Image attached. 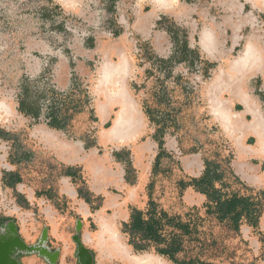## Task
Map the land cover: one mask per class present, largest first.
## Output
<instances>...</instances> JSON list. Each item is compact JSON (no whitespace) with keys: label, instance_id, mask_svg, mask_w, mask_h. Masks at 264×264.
<instances>
[{"label":"rangeland","instance_id":"1","mask_svg":"<svg viewBox=\"0 0 264 264\" xmlns=\"http://www.w3.org/2000/svg\"><path fill=\"white\" fill-rule=\"evenodd\" d=\"M179 1L211 6L212 14H218L222 8L218 0ZM93 6L96 14L85 24L63 14L51 0H0V128L13 137L10 141L0 139V221L14 222L29 245L37 241L43 228L51 231L55 222V236L61 239L50 236L47 244L53 249L70 248L67 264L77 262L72 255L75 245L71 240L77 221L81 223V240L93 252L96 264H131L89 242V237L99 230L97 215L102 210L105 217H113L109 221L129 256L149 254L168 264H261L259 238L264 234V211L257 230L243 224L237 231L229 222L217 221L206 211L204 193L186 186L190 179L200 177L204 159H216L222 166H228L238 179L236 182L233 176L226 175L223 193L235 192L242 197L256 195L264 205V197L259 194L264 191L260 181L264 176V159L253 155L247 159L239 157L233 139L214 115L218 100L215 97L214 101L208 92L218 71L233 63L243 53V48L231 51L225 61L216 62L205 78L203 68L197 63L192 66L186 63L171 67L159 65L155 57L168 58L172 43L170 51L161 55L148 40L137 41L133 27L139 13L151 8L146 0H93ZM44 8L47 16L41 12ZM258 20L256 34L262 40L260 70L240 72L239 77H234V86L225 89L221 100L229 103L233 114H243L242 103L246 96L253 100L255 108L263 110L264 101L260 102L254 95L257 89L264 92V31L262 19L258 17ZM173 22L186 31L190 47L195 48L196 27L192 30L186 24ZM190 22L197 24L194 20ZM118 30L122 33L115 37L113 34ZM120 56L127 59L120 81L138 109V131L129 144L104 143L101 142V129L105 127L99 122L96 111L92 115L88 112L76 115L69 132L55 131L53 134L76 144L80 155L87 157L88 164L74 168L77 171L75 180L64 177L66 168L49 152L52 130L44 124L31 126L33 121L17 112L19 84L26 76L35 81V89L49 85L58 91H68L76 80L87 89L95 105L98 97L92 88L102 65L118 64ZM169 71L171 75L167 76ZM156 90H162L164 96L160 95L155 103L153 93ZM165 103L169 109L163 113ZM144 104L157 109L158 118L168 120L162 137L166 156L161 158L156 176H152L151 168L157 153V143L153 139L157 128L149 123ZM244 115L250 121V115ZM254 139L253 135H247L243 140L250 153L254 152L250 148ZM85 144L93 146L85 149ZM17 160L20 162L16 163ZM148 168L149 171L140 176L141 171ZM127 171L129 182H133L127 183L131 188L122 183ZM4 172L18 174L21 182L14 188L4 187L1 180ZM64 178L70 180L74 190L82 189L90 194L91 206L79 196L69 198L61 194L59 184ZM151 181H154L152 200L159 211L175 220L165 225L164 242L150 246L146 252H135L128 245L121 225L127 222L132 208L146 211ZM138 189L135 198L134 191ZM97 206V210L91 211L90 207ZM181 226H188L187 230L184 232ZM169 243H174L172 260L156 251L166 249ZM99 254L105 258H100ZM22 257L19 256V261ZM24 261L32 263L31 259Z\"/></svg>","mask_w":264,"mask_h":264},{"label":"trees","instance_id":"2","mask_svg":"<svg viewBox=\"0 0 264 264\" xmlns=\"http://www.w3.org/2000/svg\"><path fill=\"white\" fill-rule=\"evenodd\" d=\"M41 12H43L44 16L48 15L46 8L41 9ZM157 27L166 31L172 43V52L168 58L155 57L159 65L171 67L173 64L186 63L192 66L197 63L203 68L205 72L204 77L206 78L208 71L212 70L215 64L205 61L201 57L197 47L191 48L189 46L186 31L180 29L173 21L166 17H161L160 21L157 22ZM120 34L121 30H118L113 35L116 37ZM170 75L171 72L169 71L167 76ZM39 79H42V77ZM34 85L35 81H31L28 77L23 76L17 95V111L33 121L31 126L34 124H44L52 130L67 133L76 115L85 112L92 115L94 112L91 108L92 97L87 89L81 87L82 84L76 80L72 81L68 91H58L49 85L41 89H35ZM160 95L164 96L162 90L154 91L153 97L155 98V103L160 98ZM259 96L264 100V94L259 93ZM43 104H46L44 105V109H42ZM168 109V105L165 103V107L161 111L165 113ZM143 110L149 123L158 129L153 134L158 151L151 172L152 176H156L160 168L161 158L164 155L166 156V152L162 146V137L166 132L165 128L168 125V120L165 117L158 118L156 115L157 109H152L146 104L143 105ZM108 127L109 125L105 126V128ZM0 139L10 141L13 140V137L0 128ZM92 146L85 144L84 147L88 149ZM15 162L18 163L20 160ZM203 166L204 169L200 177L190 179V183L186 186H191L206 195V202L203 205L206 211L212 213L217 221L229 222L237 231L243 224L248 225L253 230H257L259 218L264 211V205L259 201L258 196L242 197L235 192L223 193L222 187H226L227 183L226 175L230 178L233 176L230 168L222 166L221 162H218L216 159H204ZM127 174L128 171L125 175V182L132 184L133 182H129ZM63 176L75 180L77 178V171L73 167H68L63 172ZM232 178L238 182L235 176ZM1 180L3 186L9 188H14L16 184L21 182L18 174L7 172L3 173ZM153 185L154 181H151L148 185L149 200L146 211L132 208L127 222H123L121 225L122 232L128 237V245L135 252H146L150 246H158L159 243L164 242L165 225L175 220V218L168 217L163 211H159L158 206L152 200L151 190L153 189ZM217 186L221 188H217ZM77 194L79 198L91 206L92 197L90 194L82 191V189H78ZM259 194L264 197V191L259 192ZM98 208L99 206L96 208L90 207L91 211H95ZM7 221L9 219H4L0 223L3 224ZM187 227L181 226V229L185 232ZM260 242L262 244V253L259 261L264 260V234L261 235ZM173 245L174 243H169L166 249H156V251L158 255L166 256L172 260L175 252Z\"/></svg>","mask_w":264,"mask_h":264},{"label":"crops","instance_id":"3","mask_svg":"<svg viewBox=\"0 0 264 264\" xmlns=\"http://www.w3.org/2000/svg\"><path fill=\"white\" fill-rule=\"evenodd\" d=\"M21 1H24V0H21ZM51 1H53V3L59 8V10L63 14L73 17L75 19H78L81 23L88 24L87 22L89 18L93 17V15L96 14L94 12L96 11V9L93 6V0H51ZM146 1L151 6V8L148 11L145 10L139 13L136 19L135 26L133 27L135 31V35L137 36L138 42L148 40L151 46H153L154 50L161 52V55L166 54V52L170 51L169 46L171 45V41H170L168 34L166 33L165 30L159 29L157 27V21L160 19L159 16H163V17L165 16L177 23L186 24L192 30L194 26L196 27V32H197L196 33L197 34L196 47L198 48L201 57L209 63L215 64L216 62L225 61V59L229 57L231 51H235L236 48L242 47L243 53L233 63H231L226 69H222L221 70L222 72H225L234 63H236V61H238L239 59H242L247 54L249 49H252L255 51L257 63H254L255 64L254 66H251L248 69H244L241 72L242 73H246V72L255 73L260 70L259 67H260L261 55L259 54L260 53L259 51L262 48V45H261L262 40H261V37L258 34H256V28L259 27L258 26V23H260L258 20V17H259L260 20L262 19V30L264 31V0H218L219 4L222 7L221 10H219L218 14L216 13L212 14L213 9L211 6H208V5L199 6L196 4H188V3L182 4L180 3L179 0H161V1L146 0ZM246 7H248V9H246ZM191 20H194V23H197V24L192 25V23L190 22ZM200 24L201 26L199 27ZM244 31L246 33L249 32L248 35L244 34ZM121 33H122V30H121ZM122 60L124 62H127V59L125 61V57L120 56L118 63H120V61ZM122 73L118 74L120 78H122ZM100 74H101V71L99 72L98 79L100 78ZM239 75L234 76V77H239ZM234 80L236 83V79ZM258 82L260 81L258 80ZM121 83L122 82L120 81V85L122 89L129 97V91H126L127 89H124ZM225 92L226 91L224 88L218 89L217 95L221 100L223 99ZM259 93L264 94L263 91H259L257 89L254 92V95L259 98L260 102H263L264 100L260 98ZM94 94L96 95V97H98L97 102H96L97 105L93 104V99H92L91 108L94 107L93 111L94 110L96 111L97 113L96 116L99 122L104 124V127L106 125H109L108 128L101 129V132H102L101 142L114 143V144H129V142H131V139H133L134 137L124 139L123 141L121 140L117 141V140H112V139L110 140L109 135L106 133V131H108V129L114 123L115 117L113 116V114H114L115 108H117L118 105L117 104L110 105L108 110L105 112V114L102 115L103 117H101L100 113H98L99 110L97 106H98V103L100 104L106 103V100L104 99L102 94H97L96 92H94ZM129 99L131 100L130 97ZM244 101L245 103H242L243 114L234 113L235 115H238V118L240 119V121L244 122L245 124L249 123L253 118V115H252L253 112H257L258 114H260L264 121V112H263L264 105H263V110L255 108V104H253V100L248 96L245 97ZM225 105L228 107V110H229V103L228 104L225 103ZM133 111L135 112V114L138 112V109L135 108V104L133 107ZM244 114L250 115L251 117L250 121L246 120V116ZM110 122L112 123L111 126H110ZM44 126L47 127L46 125ZM51 130L52 129H50V131ZM55 131L57 130H52L50 134V139H51L50 143L52 144V146H51V150L49 151L55 158V161L61 165H64L65 168H68V167L80 168V167H77L78 165H84L85 167H87L88 159L87 157H83L80 155L77 145L71 141L61 139L59 135H57V133L53 134V132L55 133ZM247 135H253L255 138L254 144L250 146L251 150H253L254 152L249 153V155H247L244 159L249 158L251 155L264 159L263 157L259 155V153H257V151H255L252 148L257 143L255 134L248 132L243 136V139ZM157 151H158V147H157ZM152 167H153V164H152ZM88 169H89V165H88ZM147 171H149V168L142 170L140 176L145 175ZM151 172H152V168H151ZM69 181L70 180L68 179L65 180L64 178V180L60 182L59 184L60 192L64 196L66 195L69 198H74L78 196L77 191L71 187L72 184L69 183ZM260 181H262L261 183L264 185V176L260 179ZM122 183H124L127 188H131L130 185L125 182L124 178H122ZM140 185L141 184L139 183V186ZM138 192H139V189L134 191L135 198L138 196ZM103 213H104L103 210L101 212H98L97 220L98 218H101ZM105 218H107L108 220L113 219V217H108V216H106ZM55 227H56V224L55 222H53L51 225L52 230L49 231L47 229L48 240L50 236H53V238H56V239L58 238L61 239V237L55 236L57 235ZM249 228L252 229L251 227ZM93 235L94 234H92V236L89 237V242L94 244V246L97 249H99V247L96 246L93 241L94 239ZM259 242H260V238H259ZM50 248L51 250H53V247L50 246ZM260 249L262 252V244H261ZM59 250H60V254L57 259L56 264H67V258L70 255V251H69L70 248L66 247L64 249L61 248ZM72 255L75 257V251H73ZM99 257L102 259L105 258L104 256H101V254H99ZM109 257H112V256H109ZM25 259H31L32 260L31 264H47L42 259L41 261L40 258H38L36 255L23 256L20 260L22 264H26L24 263ZM260 262L261 264H264V260H260ZM74 263L77 264L76 260L74 261Z\"/></svg>","mask_w":264,"mask_h":264},{"label":"bare ground","instance_id":"4","mask_svg":"<svg viewBox=\"0 0 264 264\" xmlns=\"http://www.w3.org/2000/svg\"><path fill=\"white\" fill-rule=\"evenodd\" d=\"M254 63H257L255 51L249 49L242 59L236 61V63L225 72L220 70L208 87V92L213 95V100L215 101V97L216 100H218L214 109V115L221 121L223 129L228 133L231 139H233L238 155L242 159L250 153L247 146L243 145V136L248 132L254 133L256 136L257 143L252 148L264 158V121L260 114L253 112V118L249 123L245 124L241 122L238 115L229 112L228 107L218 97L217 91L219 88H232L235 84L234 76H238L242 70L254 66ZM124 70L125 62L123 60L115 65L104 63L100 70V78L93 87V91L97 94H102L106 100V103H98L97 106L99 110L98 113H100L101 117H103L102 115L105 114L110 105H119V110L115 114L114 123L108 131H106L110 140L123 141L124 139L132 138L139 128V120L133 111V102L129 99L120 85V77L118 74L122 73ZM98 220L99 230L93 233V241L103 252L106 251L116 255L122 260L126 259L130 261L131 264H168L158 257H153L149 254L127 255L110 221L104 216H101Z\"/></svg>","mask_w":264,"mask_h":264},{"label":"water","instance_id":"5","mask_svg":"<svg viewBox=\"0 0 264 264\" xmlns=\"http://www.w3.org/2000/svg\"><path fill=\"white\" fill-rule=\"evenodd\" d=\"M80 229L81 223L77 221L74 235L71 237L75 245L77 264H96L93 252L81 240ZM47 243V228H43L37 241L29 245L20 236L15 223L7 222L0 227V264H22L16 258L18 255H36L47 264H56L60 250L56 248L52 251Z\"/></svg>","mask_w":264,"mask_h":264},{"label":"flooded vegetation","instance_id":"6","mask_svg":"<svg viewBox=\"0 0 264 264\" xmlns=\"http://www.w3.org/2000/svg\"><path fill=\"white\" fill-rule=\"evenodd\" d=\"M4 224H5V223H3V224H2V226H3ZM52 251H54V249H53ZM19 256H20V255H18V256L16 257V258H17V260H19V259H20V258H19Z\"/></svg>","mask_w":264,"mask_h":264}]
</instances>
